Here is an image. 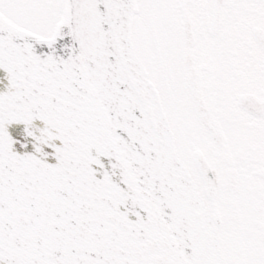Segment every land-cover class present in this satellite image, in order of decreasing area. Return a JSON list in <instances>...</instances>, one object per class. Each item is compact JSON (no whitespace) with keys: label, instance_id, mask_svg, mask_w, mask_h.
<instances>
[{"label":"snow or ice","instance_id":"obj_1","mask_svg":"<svg viewBox=\"0 0 264 264\" xmlns=\"http://www.w3.org/2000/svg\"><path fill=\"white\" fill-rule=\"evenodd\" d=\"M0 264H264V0H0Z\"/></svg>","mask_w":264,"mask_h":264}]
</instances>
